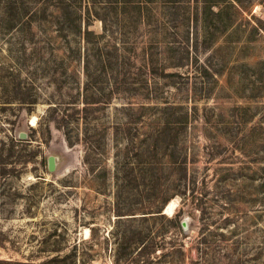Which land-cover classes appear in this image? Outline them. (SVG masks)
I'll return each instance as SVG.
<instances>
[{
    "label": "rangeland",
    "instance_id": "1",
    "mask_svg": "<svg viewBox=\"0 0 264 264\" xmlns=\"http://www.w3.org/2000/svg\"><path fill=\"white\" fill-rule=\"evenodd\" d=\"M0 264H264V0H0Z\"/></svg>",
    "mask_w": 264,
    "mask_h": 264
},
{
    "label": "water",
    "instance_id": "2",
    "mask_svg": "<svg viewBox=\"0 0 264 264\" xmlns=\"http://www.w3.org/2000/svg\"><path fill=\"white\" fill-rule=\"evenodd\" d=\"M48 162H49V169H53V167H54V157L53 156H49ZM182 226H183V228L187 227V221L186 220L182 221Z\"/></svg>",
    "mask_w": 264,
    "mask_h": 264
},
{
    "label": "bare ground",
    "instance_id": "3",
    "mask_svg": "<svg viewBox=\"0 0 264 264\" xmlns=\"http://www.w3.org/2000/svg\"><path fill=\"white\" fill-rule=\"evenodd\" d=\"M32 121H34V119H32ZM175 203H174V201H169L168 203H167V206H166V210H172L173 209V205H174ZM89 232V229L88 228H85V233L87 234Z\"/></svg>",
    "mask_w": 264,
    "mask_h": 264
},
{
    "label": "trees",
    "instance_id": "4",
    "mask_svg": "<svg viewBox=\"0 0 264 264\" xmlns=\"http://www.w3.org/2000/svg\"><path fill=\"white\" fill-rule=\"evenodd\" d=\"M160 210H161V207L158 210H156V211H160ZM148 212H151V211H148Z\"/></svg>",
    "mask_w": 264,
    "mask_h": 264
}]
</instances>
